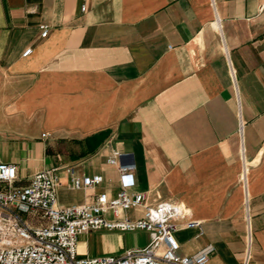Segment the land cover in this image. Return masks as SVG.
<instances>
[{
    "label": "crops",
    "instance_id": "crops-1",
    "mask_svg": "<svg viewBox=\"0 0 264 264\" xmlns=\"http://www.w3.org/2000/svg\"><path fill=\"white\" fill-rule=\"evenodd\" d=\"M115 150L147 204L185 208L179 253L211 245L209 264H243L246 251L264 264V0H0V161L17 184L57 167L60 206L112 197ZM69 167L103 180L73 189ZM148 241L100 229L79 234L77 252Z\"/></svg>",
    "mask_w": 264,
    "mask_h": 264
},
{
    "label": "built area",
    "instance_id": "built-area-1",
    "mask_svg": "<svg viewBox=\"0 0 264 264\" xmlns=\"http://www.w3.org/2000/svg\"><path fill=\"white\" fill-rule=\"evenodd\" d=\"M46 34L43 26L41 35ZM30 51L27 48L23 55ZM107 162L116 165L120 174L116 195L109 197L106 192H99L82 203L60 206L57 167L40 169L26 184L19 185L16 164L0 161V264H209L214 251L211 245L194 254L179 253L175 231L177 221L187 215L185 208L167 200L150 205L144 192L131 190L134 164L128 153L115 150ZM67 172L70 185L76 190L86 191L103 180L100 174L77 175L72 167ZM244 176L243 172L242 180ZM129 210L140 214H124ZM184 226L200 228L201 221L188 219ZM100 229L144 230L149 241L118 255H78V235ZM248 259L246 251L243 264Z\"/></svg>",
    "mask_w": 264,
    "mask_h": 264
},
{
    "label": "rangeland",
    "instance_id": "rangeland-1",
    "mask_svg": "<svg viewBox=\"0 0 264 264\" xmlns=\"http://www.w3.org/2000/svg\"><path fill=\"white\" fill-rule=\"evenodd\" d=\"M118 255V254H117Z\"/></svg>",
    "mask_w": 264,
    "mask_h": 264
}]
</instances>
